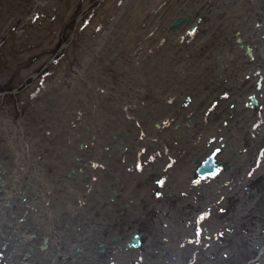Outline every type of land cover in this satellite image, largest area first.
<instances>
[{
	"label": "flooded vegetation",
	"instance_id": "flooded-vegetation-1",
	"mask_svg": "<svg viewBox=\"0 0 264 264\" xmlns=\"http://www.w3.org/2000/svg\"><path fill=\"white\" fill-rule=\"evenodd\" d=\"M132 12L119 88L97 92L128 128L93 140L99 159L85 142L68 157L106 189L100 231L137 236L135 264H233L229 235L237 263L262 264L264 212L248 214L264 205V0H133Z\"/></svg>",
	"mask_w": 264,
	"mask_h": 264
},
{
	"label": "rangeland",
	"instance_id": "rangeland-1",
	"mask_svg": "<svg viewBox=\"0 0 264 264\" xmlns=\"http://www.w3.org/2000/svg\"><path fill=\"white\" fill-rule=\"evenodd\" d=\"M26 1H29V0H26ZM49 1L47 0L45 4H41L42 6L37 7L38 16L34 18L33 22H32V17H34V14H36V13H33V10H30L31 7L33 6V3H34L33 0L27 5V7L23 13L24 17L25 18L27 17L29 24L34 25L36 27L37 31L35 30V33L32 34L34 37L30 36V35H25L24 28L27 26H25L23 24L20 27L13 30V32L11 31L12 32V34H11L12 38L9 41L10 43L7 42L5 47H4V51L6 54L4 52L2 53V50L0 52V54H1L0 55L1 56L0 57V82H6L11 78V76L15 72L16 66H19V65L21 66V64H22L21 62L24 61L23 60L24 58L22 59V56L23 57L25 55L27 56L28 54H32L35 51V48H33L34 45H32V42L37 43V41H42L44 44H47L48 37H50L52 34L58 33V35H59V34L63 33V32H61L60 27L64 23L66 18L68 17L67 19H70V18H73L75 16V14L72 13L73 7H74L73 1H71V0H49ZM106 2H108V0H104L103 3H106ZM118 2L119 3L117 4V6L115 4L116 0L109 1L107 6H105V4H104L105 10H104V12H102L100 14L102 17L100 16V17H90V18L80 19L81 20L80 23L76 25L77 28L80 27V29H78L75 33H73L72 41L70 40L71 41V48H70L69 52L71 54H74L73 56H80L81 53L85 49L89 48V50L85 54L82 55L85 58H83L81 61H79V63H80L79 66L81 68L80 70L83 69L82 72H85V68L88 67L86 69V71H87L86 73H89L87 83H85L83 78L81 79V81L84 82L82 84L80 83L79 80L75 79L74 83L72 81V84H70V85L67 84L68 88L70 90L69 89L65 90L63 93V92H61L64 90L61 87L62 84H60V82L57 83V81L55 79H53L55 81H54V83H53V81L51 83H49V85L51 84L49 86L50 87L49 89L53 90L57 94V96L60 95L58 104H60V103L61 104L59 105V108L57 110L53 111L54 113H52L51 118L48 119L49 123L50 124L52 123V125L48 126V127L46 126L45 128H42V127L32 128V132L30 131L31 133H29V131L26 132L25 138L30 141V144H29V150L30 151L27 153V156L30 158V160H32V159L36 160V163H38V167H35V168H38V176H36L35 172H34V174L29 172L28 173L29 175H23V177H24L23 181H25V183L22 185H17V189L22 187L21 190H25V194L28 196L27 199L24 198V200H23L24 202L20 200L22 203L20 201L19 202L17 201L18 204L21 203L20 205H22V207L20 208V211L18 213L24 214V218H26V219L28 217L27 221L30 220L32 223L39 222L40 224L38 225V227H40V228L48 226V224L51 222V220H55V219H64L70 225V223L72 222L71 219H78V218L80 219L81 218L82 220H85V221H87V219H89L90 221H94V223L92 224V225H94V227L84 228V230L86 232H91V230H93L92 232H94V231H100L103 228V225H101L102 222L106 221L108 219V217L107 216L105 217L104 215L101 218V212H103L102 209L104 206L100 201L101 200L100 196H101L102 192H104V193L106 192V189L104 191L101 188H98L97 185L95 186L94 185L95 183L93 184V182L86 180V178H84V174L82 173V171L80 169H77L75 171L73 180L77 181L78 184L74 183L76 186L74 184L72 186H69L66 193H65V191H63L66 189L64 187L65 177L63 176V174H70L69 173V171L71 169L70 166H71V163L73 162V160H72V158H68V157L73 156V158H75L76 155L82 151L81 146H82V144L84 145V142L86 145L85 149H84V155L89 156L90 154L94 153L95 159H99L100 153H103V152H102L101 148L96 144L94 145L95 150H93V147H92L93 146V140L96 141V140L100 139L101 137H104V135L111 137L117 131L123 132V131H126V129L128 128L127 123L124 121L123 113L114 112L111 110V107L114 106L116 103L106 102L103 104L101 99H99V97L97 96V92H99V90L102 89V87H104V86L105 87H111V84H112V87L114 89L119 88V81L123 77L122 73H123V71L126 70L127 65H128L126 61L129 59L130 53H129V48L127 50V49H125V47H126V45H129V42L127 39H125V37H127V35H128V34L125 35V33L128 32V30L130 28L127 27L128 25L125 26L124 22H121V23H119V22L122 21L123 18H125L124 14H125V16H127V14H129L130 12L133 13L132 12L133 11V0L128 1L126 6L124 7L125 9L128 8L126 13L123 10L119 11L120 7H118V6H122V2H121V0H119ZM13 3L8 8L10 10L9 12L13 11L12 13H16V12L18 13L19 12V14H21V11H22V10H20L21 5L19 3L16 4V1H13ZM20 3H21V1H20ZM10 8H12V9H10ZM21 8L23 9V7H21ZM115 11L117 14L116 16L114 15ZM16 14H14V15H16ZM45 14H50L49 17L53 16L52 18H50L46 21H50L55 17L56 18L57 17L65 18V19L60 20L58 22L60 31L57 28V26H55L52 31L47 32V35H45L46 31L50 28L49 24L44 26L43 29L40 30V28H39V30H38L37 25H39V24L42 25L45 22L44 21V18L46 19V17H44ZM106 14L107 15L109 14V15L107 16ZM14 15L13 14L10 15L9 13H7L4 4L1 2V4H0V26H2V27H0V31H1L0 38L2 37L1 38L2 41L7 40L8 37L10 36V34L6 35L7 33H5V32L2 33V30L3 31H8L9 29L11 30V27L8 25V23H11V21L18 19V17H16V18L13 17ZM100 18H101V20H100ZM95 19H96V22H94ZM116 21H117V23H116ZM99 23L105 24L104 29L100 27ZM96 24H97V26H96ZM120 26H123V27H120ZM103 30H105L104 34H102L104 32ZM39 31H40L41 35H39ZM86 31H88V32H86ZM82 33L85 35H83ZM106 33H108L107 39H104V36ZM120 33L123 34V35H121L122 38L117 39L115 36L114 37V44L112 46H110L112 35L113 34L118 35ZM3 34H4V36H3ZM23 35H25V38L23 37ZM43 35H45V36H43ZM124 35H125V37H124ZM81 36H86L87 38L85 39V38H82ZM131 36H133L132 33H131ZM81 39H82V41H81ZM75 40H77V41H75ZM116 40H117V42H115ZM87 42H89V43L87 44ZM1 43H5V42H0V44ZM50 43H52V42H50ZM81 46L82 47L86 46V47L81 53H79ZM124 50H126V51L123 52ZM20 53H22V55ZM24 53H26V54H24ZM88 55H90V56H88ZM21 60H23V61H21ZM8 75H9V77H8ZM130 75H131V73L124 74L125 77H128ZM75 83H76V85H75ZM67 85L65 87H67ZM33 86H31L30 88H28L25 91L27 93L30 92L28 97L35 94L36 89L39 88V87L34 88ZM85 87H86V89L88 88L89 91L87 89V91L81 93V90L78 89V88L85 89ZM73 88L77 89L78 94L72 93L73 94L72 96H69V95H62L61 96V94H68V92H74L75 90ZM39 94H38V97H40V98L37 99L36 101L32 100L33 102L31 101L30 105H33L35 102L46 103L47 98H49V96H50V94H46V92H44V91L42 93H39ZM27 98H26V100H27ZM63 100H65V101H63ZM7 101H9V100L7 99ZM47 101H49V100H47ZM60 101H62V102H60ZM20 107L25 108L24 105H21ZM32 107H33V109H35V111H39L41 109V108L37 109L36 105H33ZM67 109H68V111H70L72 113V115L68 114ZM13 111H14V115H15L16 110H13ZM35 111L33 110L32 112H35ZM23 116L25 119L28 118V115H26V116L23 115ZM39 118H37L38 121H39ZM50 119H52V120H50ZM14 120H15V118H14ZM102 127H103V130H101ZM9 128H10V126H7V124H6L5 128L2 130V132L0 131V156L11 159V158H13V156H11L12 151L9 148L8 136L13 134L14 132L12 130L9 131L8 130ZM56 130H57V133H56ZM102 131H103V133H102ZM57 134H59V135L62 134L63 136H65V138L64 137L60 138V137H58ZM68 135H69V137H71L69 139V142H67L68 141ZM14 136H16L15 138L18 137V135H16V134ZM29 137H30V139H29ZM107 139H109V138H107ZM30 146H32L34 149H31ZM35 158H37V159H35ZM40 158L43 160H41ZM40 161H42V166H43L42 169H40V165H41ZM72 168H74V165L72 166ZM36 171H37V169H36ZM88 171H90V170H88ZM4 172H6V170L4 168H0V174L4 173ZM70 175L73 176V174H70ZM38 177H39V180H38ZM41 179H43V180H41ZM53 180L57 183V186L54 185ZM47 181H49V182H47ZM50 182H51V184H50ZM77 185H79V186H77ZM41 186H42V188H41ZM35 187H37V188H35ZM87 187L91 188V190H89ZM53 189H54V191H53ZM51 191H52V193H51ZM56 191H58V192H56ZM18 192H16V193H18ZM50 194H52V195H50ZM90 194H91V199L89 197ZM121 194H124V193L121 192ZM16 196L18 197V194ZM40 196H42V198ZM53 201H54L55 206L52 203ZM50 205L53 207H51ZM116 207H118V206H116ZM116 207H115V205L107 206L108 209L111 208L112 210L116 209ZM36 208H37V210H36ZM52 208H54V210ZM57 210L59 212H57ZM84 211H85V213H84ZM230 211L232 213V208H230ZM8 212L9 211L6 210L2 214H0V219H1V217L3 218V216L6 215ZM249 212H250V214H248V215L250 217H254L256 215H259L262 212H264V205H257L254 207L252 206ZM49 215H51V216H49ZM57 216H59V217H57ZM62 217H64V218H62ZM231 217H234V216L232 215ZM245 219L248 220L250 218L246 217ZM254 220H256V219H252V218L250 219V221H254ZM3 221H5V220H3ZM235 227H237V225H235ZM66 230L68 232H71L70 226H67ZM0 235H1L0 241H2L1 238L2 239H8L9 233L7 232V234H6L4 232V234H0ZM20 235L21 234H19L18 236H20ZM229 236H228V238H225V240L227 239L226 241L223 239L221 241V244L222 245L227 244L228 250H230L232 253V251L234 252L237 249L235 247L236 244H233V243L230 244ZM14 238H15V235H14ZM41 243H42V239L39 241V243L37 245V248L39 251H40L39 246ZM6 245L8 246L11 244L6 243ZM217 246H218V244H217ZM14 249H15L14 252H16L17 249H20V248L16 247V245H15ZM35 249H36V247L34 248V251H35ZM235 253H237V251L233 253V256H230L231 257L230 260H232V261L234 260L235 261L234 264H238L237 262L241 261L242 259H241L240 254L235 255ZM217 254L220 255V250H217ZM26 258H27V256H26ZM157 264H162V263H160V261H158Z\"/></svg>",
	"mask_w": 264,
	"mask_h": 264
},
{
	"label": "bare ground",
	"instance_id": "bare-ground-1",
	"mask_svg": "<svg viewBox=\"0 0 264 264\" xmlns=\"http://www.w3.org/2000/svg\"><path fill=\"white\" fill-rule=\"evenodd\" d=\"M13 1H16V4L19 3L21 5V7H23V9L20 7V10H22L21 14H19V12L18 13L16 12L17 14L12 13L13 11L9 12L10 10L8 8L12 5ZM20 1H21V3H20ZM31 1L32 0H29V1H26V0H0V4H1V2L4 4L7 13H9L10 15L16 14L17 16L14 15L13 17H15V18L18 17V19L11 21V23H8V25L11 27V30L9 28H8L9 29L8 31L2 30V33L5 32V33H7L6 35L10 34V36L8 37L7 40H3V41L1 39L2 37L0 38V42H5V43L0 44V52L2 50V53L3 52L5 53L4 47H5L6 43L11 40V38H12L11 34H12L13 30L20 27L22 24L27 26L24 28L25 35L33 36L32 34L35 33L36 27L34 25L29 24L27 17L25 18L23 15L27 5ZM46 1L47 0H33L34 3H33V6L31 7L30 10H33V13H36V14H34V17H32V22L34 21V18L38 16L37 7L42 6L41 4H45ZM71 1L74 2V7L72 6L73 7L72 13L75 14V16L73 18H70V19H67L68 18L67 17L66 20L64 21V23L62 24L63 26L61 25V27H60L61 32H63V33H61L59 35H58V33L52 34L50 36L51 38L48 37L47 44H44L42 41H37V43L32 42V45H34L33 48H35V51L32 54H28L27 56L26 55L24 57L22 56V59L24 58L23 59L24 61L21 60V61H23V62H21L22 63L21 66L20 65L16 66L15 72L13 73L11 78L6 82H0V131L2 132V130L5 128V125L7 124V126H10V128L8 130L9 131L12 130L14 132L10 136H8V138H9L8 144H9V148L12 151L11 156H13V158L10 157L11 159H8V158L0 156V168H4L6 170V172L0 174V178H1L0 189L2 192V196H0V214L5 212L6 210L9 211L6 215L3 216V218L1 217V219H0V234H4V232L6 234H7V232L9 233V236H8L9 240L1 238L2 241H0V264H135L134 260H136L135 258L137 256V252L125 248V245L128 241V238L124 234H122L121 232L120 233H118L117 231H116V233H110L109 232L108 234L103 233L101 231L92 232L93 230H91V232H86L84 230V228L94 227V225H92L94 223V221H90L89 219H87V221H85V220H82L81 218L80 219L79 218L78 219H71L72 222L70 223V225L64 219H55V220H51V222L48 224V226L40 228V227H38V225L40 224L39 222L32 223L30 220H29L30 221L29 222V221H27L28 217L26 219V218H24V214L18 213L20 211V208L22 207V205H20L22 203L21 201H23L24 198L27 199L28 196L25 194V190H21L22 187L17 189V185H22L25 183V181H23L24 180L23 175H29L28 174L29 172H31L32 174H34V172H35L36 176H38V168H35V167H38V163H36V160H33V159L30 160V158L27 156V153L30 151L29 150L30 141L25 138L26 132L29 131V133H31L32 128H38V127L45 128L46 126L48 127V126L52 125V123L51 124L49 123L48 119L51 118L52 113H54L53 111L57 110L61 103L58 104L60 95L57 96V94L53 90L49 89L50 88L49 86L51 85V84L49 85V83H51L52 81L54 83L55 80L57 81V83L60 82V84H62L61 87L64 89L63 91H61L63 93L65 90L69 89L67 84H69V85L72 84V81L74 83L75 79L79 80L80 83L82 84V83H84L81 81V79L83 78L85 83H87L89 73H86L87 72L86 69L88 67L85 68V72H82L83 69L80 70L81 68L79 66V64H80L79 61H81L83 58H85L82 55L85 54L89 50V48L85 49L86 46L82 47L83 46L82 45L80 47L79 53H81L84 49L85 50L81 53V55L80 56H73L74 54H71L69 52L70 48H71L72 37H73L72 35L78 29H80V27L77 28V26H76L77 24L80 23V21H81L80 19L90 18V17H100L101 16L100 14L102 12H104V10H105L104 4H105V6H107L109 1H111V0H108V2H106V3H103L104 0H71ZM118 1L119 0H116V3H115L116 6L119 3ZM128 1H131V0H121L123 5L118 6V7H121V9H120L121 11L126 6ZM10 9H12V8H10ZM49 16H50V14H45L44 17H46V19L44 18V21H45L44 24L37 25L38 30H39V28H40V30L43 29V27L48 25V24L50 25V28L46 31L45 35H47V32L52 31L55 26H57V28L60 31L58 22L60 20L65 19V18H60V17L56 18L55 17L50 21H46V20L53 17V16L52 17H49ZM100 20H101V18H100ZM94 22H96V19ZM116 23H117V21H116ZM96 26H97V24H96ZM104 26H105V24H100V27L103 29H104ZM0 27H2V26H0ZM86 32H88V31H86ZM107 34L108 33L105 34L104 39H107ZM0 35H1V31H0ZM25 35H23L24 38H25ZM39 35H41L40 31H39ZM45 35H43V36H45ZM83 35H85V34H83ZM3 36H4V34H3ZM81 37L85 38V39L87 38L86 36H81ZM49 41L52 43H50ZM75 41H77V40H75ZM81 41H82V39H81ZM88 43L89 42H87V44ZM20 54L22 55V53H20ZM24 54H26V53H24ZM88 56H90V55H88ZM45 64H46V66H45ZM8 77H9V75H8ZM52 79H55V80H52ZM66 85H67V87H65ZM75 85H76V83H75ZM31 86H33L34 88H38V87L39 88L36 89L35 94L28 97L30 92L27 93L25 91L28 88H30ZM78 89L81 90V93H82V92L87 91L88 88L86 89V87H85V89H82V88H78ZM74 90H73L74 92H68V94H61V93L60 94H61V96L62 95L72 96L73 94L77 93V89L75 88ZM43 91L46 92V94H50L49 98H47V100H49V101L46 100V103L35 102L33 105H36L37 109H40V108L41 109L39 111H35V109H34L35 112L30 113L31 118H27V119H23L21 117L18 118V109H16V107L21 102H23V100H26L27 97L28 98H27L26 104L24 106H26L28 103L29 104L27 106H29L30 102L32 100L36 101L37 99L40 98V97H38V94L42 93ZM88 91H89V89H88ZM7 99L9 101H7ZM63 101H65V100H63ZM60 102H62V101H60ZM13 110H16L15 115H14ZM22 110H23V108H22ZM14 118H15V120H14ZM37 118H39V121ZM50 120H52V119H50ZM15 134L18 135L17 138H15L16 137V136H14ZM171 137L172 136H170V138ZM29 139H30V137H29ZM30 148L34 149L32 146H30ZM162 149H164V148L162 147ZM163 157H164V155H163ZM35 159H37V158H35ZM169 159H171V158H169ZM169 159H167V160H169ZM41 160H43V159H41ZM40 163H41L40 169H42L43 168L42 161H40ZM36 169H37V171H36ZM38 180H39V177H38ZM41 180H43V179H41ZM47 182H49V181H47ZM50 184H51V182H50ZM35 188H37V187H35ZM41 188H42V186H41ZM53 191H54V189H53ZM16 192H18V193H16ZM56 192H58V191H56ZM51 193H52V191H51ZM8 194L10 195V197H8L7 199H4L3 198L4 195H8ZM17 194H18V197L16 196ZM50 195H52V194H50ZM40 197L42 198V196H40ZM17 201L18 202L20 201L21 203L18 204ZM52 203L54 204V201ZM54 206H55V204H54ZM51 207H53V206H51ZM52 209L54 210V208H52ZM36 210H37V208H36ZM58 210H57V212H59ZM84 213H85V211H84ZM49 216H51V215H49ZM57 217H59V216H57ZM62 218H64V217H62ZM130 218H133V217H130ZM2 219L5 221H3ZM138 221H139V219H138ZM105 223H106V221H103L101 225L106 226ZM141 224H142V222H141ZM143 224H144V222H143ZM67 226H70L71 232H68L66 230ZM132 229H133V227H132ZM125 230L123 231V233L126 232ZM113 232H114V230H113ZM19 234H21L23 236H27L28 238H26L24 240L22 237H20L18 239ZM14 235H15V238H14ZM138 235H140V234H138ZM0 237H1V235H0ZM128 237H129V235H128ZM21 239H23L24 241H22ZM41 239L43 241L44 248L39 251L37 248V245ZM145 242H148V241L145 240ZM6 243L7 244L9 243L11 245H8L9 246L8 247L6 245ZM14 244L16 245V247L20 248V249H17L16 252H14L15 251V249H14L15 245ZM100 245H103V246L98 247ZM35 247H36V249L34 251ZM26 256H27V258H26ZM254 256H256V254L252 255L250 253L248 256L249 260L250 259H251V261L254 260ZM245 258H246V256H245ZM225 259L231 261L233 264L235 262V261L230 260L229 258H225ZM255 260H256V258H255ZM221 262L222 261L219 260V263H221ZM263 262L264 261L261 260L260 263L263 264ZM225 263H226V261H225ZM228 264H230V263H228Z\"/></svg>",
	"mask_w": 264,
	"mask_h": 264
},
{
	"label": "water",
	"instance_id": "water-1",
	"mask_svg": "<svg viewBox=\"0 0 264 264\" xmlns=\"http://www.w3.org/2000/svg\"><path fill=\"white\" fill-rule=\"evenodd\" d=\"M104 32L102 33V34H104L105 33V30H103ZM101 34V35H102ZM45 66H46V64H45ZM53 80V79H52ZM26 101L27 100H23V102H21L19 105H25L26 104ZM29 104V103H28ZM27 104V105H28ZM19 105L16 107V109H18V118H23V119H25L24 118V116L23 115H28V118H31V116H30V113L34 110L33 109V107H32V105H30V106H24L25 108H23V110H22V108L21 107H19ZM67 112H68V114L69 115H72V113L70 112V111H68V109H67ZM25 115V116H26ZM56 133H57V130H56ZM58 135V137H60V138H62V137H64L65 138V136H63L62 134H57ZM71 137H69V135H68V141L67 142H69V139H70ZM79 146V145H78ZM205 165H202L201 167H200V169H199V171H205V170H209L210 168L208 167V168H203ZM211 167H213V166H211ZM203 168V169H202ZM198 171V172H199ZM69 173L70 174H73V176L72 175H70V174H63V176L65 177V184H64V187L66 188L64 191H65V193H66V191H67V189H68V187L69 186H72L74 183H77V181H75V180H73L74 179V174H75V172H72V171H69ZM200 173V172H199ZM84 178H86L85 176H84ZM72 181V182H71ZM74 181V182H73ZM54 182V185H56L57 186V183L55 182V181H53ZM95 183V182H94ZM78 184V183H77ZM59 185V184H58ZM75 185V184H74ZM94 185H96V183L94 184ZM0 186H1V178H0ZM77 186H79V185H77ZM91 186V185H90ZM89 186V187H90ZM89 187H87L89 190L91 189V188H89ZM96 188V187H95ZM0 196H2V192H1V189H0ZM8 197H10V195L8 194V195H4V199H7ZM89 197H90V199H91V194L89 195ZM34 211V210H33ZM19 237H22L24 240L26 239V238H28L27 236H23V235H21V236H19ZM19 237H18V239H19ZM23 239H21L22 241H24ZM139 245V241H138V237L137 236H134V237H132V238H130V240L126 243V247H127V249H133V248H136L137 246ZM103 245H100V246H98V247H102ZM44 248V245H43V241H42V243L40 244V246H39V249L40 250H42Z\"/></svg>",
	"mask_w": 264,
	"mask_h": 264
}]
</instances>
